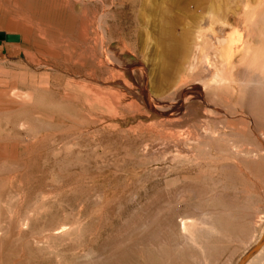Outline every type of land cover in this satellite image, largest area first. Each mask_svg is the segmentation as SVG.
I'll return each mask as SVG.
<instances>
[{"label": "rangeland", "instance_id": "374dc122", "mask_svg": "<svg viewBox=\"0 0 264 264\" xmlns=\"http://www.w3.org/2000/svg\"><path fill=\"white\" fill-rule=\"evenodd\" d=\"M172 1L0 0V264H237L264 236V81L196 97V49L162 86Z\"/></svg>", "mask_w": 264, "mask_h": 264}, {"label": "bare ground", "instance_id": "6f19581e", "mask_svg": "<svg viewBox=\"0 0 264 264\" xmlns=\"http://www.w3.org/2000/svg\"><path fill=\"white\" fill-rule=\"evenodd\" d=\"M250 2L251 0H193L194 11L186 10V8H189V7L187 6L185 7L184 6L185 2H183L184 4L178 5V7L180 6V8H178L180 9V11L178 12H180L181 14L179 13V15H177L179 18V20L177 21H175V19L171 18L172 16H170L172 15V13L170 12L171 8L175 7V5L173 4V6L170 7V11H169L171 14L170 15L166 14V15L170 17V21L171 19H174L172 20L174 21L173 23L178 22V26L181 25L179 26L181 27L180 29L181 32L178 35H175L177 34V33H174L175 25L173 24L172 26V24H170L171 26L169 27L170 28L169 31H167L169 29L168 26L165 25L167 28L166 32H168L167 37L165 36L166 32L165 33L162 32V35L164 33V36L160 37V43L162 45L163 55L165 57V63L163 65V71H162L163 73H162V77L160 81L162 86L169 87L175 83L174 76L177 72L179 73L181 69L180 67H183L181 65L184 64V62H187L189 64L192 62L193 64V61H195V59L198 58V57H195L196 49H201L200 56L202 59L200 58L199 59L202 60L203 70H205L207 73L206 74L207 76L204 75L206 78L202 77V78H205L207 82L206 81L204 82V79H201L204 82L203 84H201L198 79L197 82H199L198 84L200 85L199 88L197 86L198 89L195 88L194 86L196 81H194L193 83L194 88L197 89V91L195 90L193 91L194 93H196V97H199L198 94L199 93L201 94L202 91L208 90V88H210L209 89L210 91L212 89L215 93L218 92L216 93L217 96L224 95L225 92L223 93L221 92L223 94L221 95L219 91H222L225 87H229L230 89L229 88L227 89H229L230 92H233L231 91V89H233L231 88V84L234 82L233 79L235 76L237 77V75L242 73L241 71L239 73V71L237 70V67L238 66L240 67L241 64L242 66L245 65L246 62L247 64L249 63L254 67V68H251L252 66L248 64V66L251 69H253V72L255 73V74L252 73L253 82L255 83L254 79L256 78H254V75H257L256 73H258L259 77L262 78V81H264V38L258 39L261 37V35H263L262 37H264V7H263L264 0H255L256 4H254L255 5L254 7L249 6ZM252 3H253V0H252ZM167 6L169 8V5ZM168 10L169 9H167L166 10L167 12L166 11L165 12L169 13ZM174 13H175V10H174ZM185 18L189 20L188 24L184 23L188 21ZM165 21H168V20H165ZM165 24H169V21L166 22ZM258 28L260 29L259 32L261 35L258 34L260 37L257 36L258 37L257 38L253 36L254 34L253 32L255 30L256 31L259 30ZM241 31H244V33H247V37H245V39L239 38L240 36L239 37L235 36L238 33L243 34L241 33ZM169 32L170 33L172 32V33L170 34ZM173 33L174 35H172ZM255 35H257L256 32H255ZM207 39H209V41H207ZM205 41H207L208 43L206 44ZM208 45L209 47L207 48ZM210 55L212 56V60L210 59L211 58ZM247 64L245 65V67L247 66ZM202 66L200 67L202 68ZM245 67L243 69L241 68L242 71L245 69ZM244 76L245 74L243 73V76L241 77L244 79ZM187 81L189 80L187 79ZM240 82H239V85H241ZM189 84L191 85L192 83H189ZM242 84L244 83L242 82ZM246 85L248 84L246 83ZM237 86L238 85H236V87ZM177 88L178 87H176L175 89ZM173 91L172 93H175V94L177 93L174 89ZM229 91H227L228 93L227 95H229ZM178 92H180V90ZM180 93H179V96H177L179 98L181 96ZM169 96H166V97H169ZM226 99L227 98H224V101H223L224 103L226 102L228 103L229 100L227 99L226 101ZM179 100L177 103L178 106L180 104ZM214 100H217V99H214ZM233 107L235 108V106ZM219 114L220 113H218V115ZM262 133L263 132H261V134ZM262 247H264V243L253 254H256ZM251 256H249L243 264H246V262Z\"/></svg>", "mask_w": 264, "mask_h": 264}, {"label": "water", "instance_id": "95a60500", "mask_svg": "<svg viewBox=\"0 0 264 264\" xmlns=\"http://www.w3.org/2000/svg\"><path fill=\"white\" fill-rule=\"evenodd\" d=\"M264 243V236L258 241L257 244L253 245L251 248H249L239 259L237 264H243L246 259L251 256L262 244Z\"/></svg>", "mask_w": 264, "mask_h": 264}]
</instances>
